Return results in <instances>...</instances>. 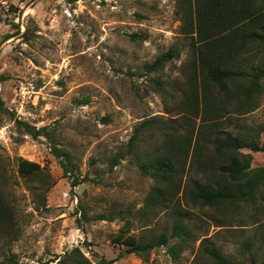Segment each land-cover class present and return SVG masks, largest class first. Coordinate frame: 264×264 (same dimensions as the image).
Returning <instances> with one entry per match:
<instances>
[{
    "label": "rangeland",
    "instance_id": "rangeland-1",
    "mask_svg": "<svg viewBox=\"0 0 264 264\" xmlns=\"http://www.w3.org/2000/svg\"><path fill=\"white\" fill-rule=\"evenodd\" d=\"M177 9V0H0V171L19 229L15 239L0 238V264H55L74 247L93 262L105 257L116 259L113 264H208L200 255L204 241L249 264L241 253L247 239L263 263L264 213L193 204L184 194L186 185L207 179L191 169L183 176L180 197L194 238L176 259L168 246L153 249L148 261L126 253L127 246L113 241L121 219H81L79 226L81 207L91 215L129 210L131 234L171 233V211L146 206L153 180L139 165L167 131L180 134L191 124L196 134L201 125V117L180 107L191 88L194 55ZM172 46L179 49L176 58L160 70L146 69ZM197 80L202 81L198 69ZM262 83L253 110L228 114L223 133L264 145ZM17 119L51 126L57 146L70 153L72 171L65 172L48 139L25 134ZM145 121L151 125L128 152L136 127ZM20 157L43 170L21 175ZM114 158L119 161L112 167ZM254 163L263 164L264 153L255 154Z\"/></svg>",
    "mask_w": 264,
    "mask_h": 264
},
{
    "label": "trees",
    "instance_id": "trees-1",
    "mask_svg": "<svg viewBox=\"0 0 264 264\" xmlns=\"http://www.w3.org/2000/svg\"><path fill=\"white\" fill-rule=\"evenodd\" d=\"M177 3L183 31L192 36L194 55L191 88L180 107L194 117H201V125L196 134L191 124L180 134L167 131L162 144L148 153L147 161L139 165L142 174L153 180L146 206L150 210L171 211V233L131 234L134 221L125 215L129 210L111 209L91 215L81 207V218L77 219L79 226L81 219L88 222L123 220L113 241L127 246L126 253H135L144 261H148L150 252L160 246H168V252L176 259L194 238L187 222L189 212L182 206L180 197L183 176L189 169L207 179L186 185L184 194L193 204L209 209L251 208L264 213V163H254V155L264 153V145L254 138L221 131L223 119L231 112L253 110L255 97L262 91L264 0H177ZM136 36L138 34H131L133 39ZM178 55L179 49L172 46L146 65V69L160 70ZM258 58L257 65L255 61ZM197 69L202 74L201 83L197 80ZM155 81L160 83L158 79ZM0 108H4L1 99ZM104 120H108L107 117ZM16 122L18 129L25 134L35 139L41 136L48 139L65 172L72 171L70 153L57 146L51 126L37 127L20 119ZM149 125L150 121H145L136 127L128 143V152L138 143L143 128ZM172 129L177 131L176 127ZM118 161V158H114L112 167ZM18 170L23 176H34L43 167L36 161L20 157ZM18 232L14 200L6 190L5 174L0 171V238L12 236L15 239ZM172 239H177V242L170 244ZM253 246V240H245L241 244V253L249 256V264H264V261L259 263V254L253 250ZM200 255L208 264H242L205 241ZM115 261L99 257L93 262L79 247H74L55 264H113Z\"/></svg>",
    "mask_w": 264,
    "mask_h": 264
}]
</instances>
